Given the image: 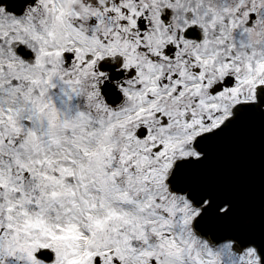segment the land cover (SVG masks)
Here are the masks:
<instances>
[{
    "label": "snow or ice",
    "instance_id": "6c2138e0",
    "mask_svg": "<svg viewBox=\"0 0 264 264\" xmlns=\"http://www.w3.org/2000/svg\"><path fill=\"white\" fill-rule=\"evenodd\" d=\"M255 115L264 0H0V264H264L203 179Z\"/></svg>",
    "mask_w": 264,
    "mask_h": 264
},
{
    "label": "water",
    "instance_id": "95a60500",
    "mask_svg": "<svg viewBox=\"0 0 264 264\" xmlns=\"http://www.w3.org/2000/svg\"><path fill=\"white\" fill-rule=\"evenodd\" d=\"M248 159H239L240 151ZM203 179L213 190L241 202V214L264 207V125L255 115L226 133L213 148V158L203 169Z\"/></svg>",
    "mask_w": 264,
    "mask_h": 264
}]
</instances>
